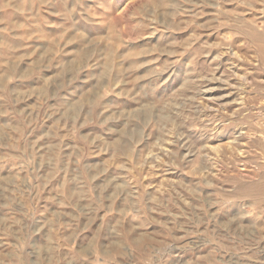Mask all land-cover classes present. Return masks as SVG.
<instances>
[{"label":"rangeland","instance_id":"374dc122","mask_svg":"<svg viewBox=\"0 0 264 264\" xmlns=\"http://www.w3.org/2000/svg\"><path fill=\"white\" fill-rule=\"evenodd\" d=\"M0 264H264V0H0Z\"/></svg>","mask_w":264,"mask_h":264}]
</instances>
